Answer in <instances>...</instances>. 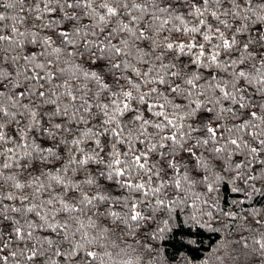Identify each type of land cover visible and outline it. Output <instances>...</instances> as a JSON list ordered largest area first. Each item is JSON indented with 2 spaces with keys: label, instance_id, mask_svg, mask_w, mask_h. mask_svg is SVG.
<instances>
[{
  "label": "snow or ice",
  "instance_id": "snow-or-ice-1",
  "mask_svg": "<svg viewBox=\"0 0 264 264\" xmlns=\"http://www.w3.org/2000/svg\"><path fill=\"white\" fill-rule=\"evenodd\" d=\"M0 264H264V0H0Z\"/></svg>",
  "mask_w": 264,
  "mask_h": 264
},
{
  "label": "trees",
  "instance_id": "trees-1",
  "mask_svg": "<svg viewBox=\"0 0 264 264\" xmlns=\"http://www.w3.org/2000/svg\"><path fill=\"white\" fill-rule=\"evenodd\" d=\"M233 237H235V234H233ZM233 237H229V239H232ZM215 239H219V237L217 236Z\"/></svg>",
  "mask_w": 264,
  "mask_h": 264
}]
</instances>
